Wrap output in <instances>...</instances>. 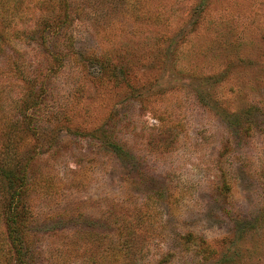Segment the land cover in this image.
Wrapping results in <instances>:
<instances>
[{
  "label": "rangeland",
  "instance_id": "rangeland-1",
  "mask_svg": "<svg viewBox=\"0 0 264 264\" xmlns=\"http://www.w3.org/2000/svg\"><path fill=\"white\" fill-rule=\"evenodd\" d=\"M19 1L0 264L22 167L26 264H264V0Z\"/></svg>",
  "mask_w": 264,
  "mask_h": 264
},
{
  "label": "trees",
  "instance_id": "trees-1",
  "mask_svg": "<svg viewBox=\"0 0 264 264\" xmlns=\"http://www.w3.org/2000/svg\"><path fill=\"white\" fill-rule=\"evenodd\" d=\"M21 2L19 0H0V44L3 41L8 40L9 30L18 22L23 20L24 16L20 13ZM48 6V5H47ZM4 173L0 167V179H3ZM26 170L24 167L20 169L15 175L13 180L17 183L16 188L13 191L5 214V222L8 230V236L11 245L16 255V261L18 264H26L25 258L29 251V242L32 240L24 238V233H27L28 225L25 227V221L29 217V214L24 208L22 202V194L24 195L26 190ZM30 235V234H29ZM192 239L191 235H188L186 242L190 243ZM120 255H123L119 251ZM128 254L122 256V263L126 262ZM169 258V256H167Z\"/></svg>",
  "mask_w": 264,
  "mask_h": 264
}]
</instances>
